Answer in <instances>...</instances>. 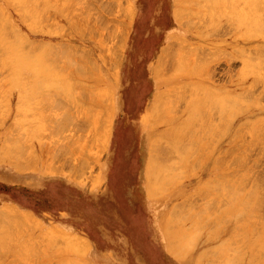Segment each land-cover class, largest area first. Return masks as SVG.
Wrapping results in <instances>:
<instances>
[{"label": "rangeland", "instance_id": "obj_1", "mask_svg": "<svg viewBox=\"0 0 264 264\" xmlns=\"http://www.w3.org/2000/svg\"><path fill=\"white\" fill-rule=\"evenodd\" d=\"M263 1L0 0V264H264Z\"/></svg>", "mask_w": 264, "mask_h": 264}, {"label": "bare ground", "instance_id": "obj_2", "mask_svg": "<svg viewBox=\"0 0 264 264\" xmlns=\"http://www.w3.org/2000/svg\"><path fill=\"white\" fill-rule=\"evenodd\" d=\"M226 1H227V0H226ZM259 1H260V0H259ZM261 1H262V0H261ZM188 2H191V1H188ZM237 2H239V1H236V4H237ZM240 2H241V0H240ZM249 2H250V1H249ZM249 2H248V3H249ZM263 2H264V1H263ZM195 3H196V2H195ZM222 3H223V2H222ZM224 3H226V2H224ZM253 3H254V5H255V3H257V2L254 1ZM208 4H209V3H208ZM214 4H215V3H214ZM220 4H221V3H220ZM220 4H219V5H220ZM250 4L252 5V2H250ZM196 5H197V4H196ZM199 5H200V4H199ZM199 5H198L197 7H199ZM205 5H206V4H204L203 6H205ZM221 5H222V4H221ZM233 5H234V4H233ZM246 5H247V4H246ZM261 5H263V4H261ZM261 5H259V7H260ZM203 6H202V8H203ZM207 6H208V5H207ZM223 6H225V5H223ZM227 6H229V5H227ZM244 6H245V4H244ZM247 6H248V5H247ZM200 7H201V6H200ZM205 7H206V6H205ZM212 7H213V5H212ZM220 7H221V6H220ZM234 7H236V6H233V8H234ZM245 7H246V6H245ZM248 7H249V6H248ZM261 7H264V6H261ZM194 8H195V7H194ZM243 8H244V7H243ZM131 9H132V8H131ZM176 9H177V8H176ZM179 9H180V8H179ZM207 9H208V8H207ZM240 9H241V7H240ZM246 9H247V8H246ZM253 9H254V7H253ZM260 9H261V8H260ZM262 9H264V8H262ZM221 10H222V9H221ZM256 10H257V8H256ZM182 11H183V10H182ZM197 11H198V10H197ZM211 11H212V10H211ZM211 11H210V12H211ZM215 11H216V10H215ZM217 11H218V9H217ZM127 12H128V11H127ZM131 12L133 13V11H131ZM177 12H178V11H177ZM203 12H204V11H203ZM207 12H208V11H207ZM207 12H206V13H207ZM212 12H213V11H212ZM247 12H249L248 9H247ZM125 13H126V11H125ZM182 13H183V12H182ZM182 13H181L180 15H183ZM198 13H199V12H198ZM206 13H205V14H206ZM241 13H242V12H241ZM249 13H250V12H249ZM175 14H176V12H175ZM199 14H200V13H199ZM203 14H204V13H203ZM129 15L133 16V14H131V13H130ZM261 15H262V14H261ZM261 15H260V16H261ZM176 16L179 17V15H177V14H176ZM263 16H264V15H263ZM180 17H181V16H180ZM185 17H186V16H185ZM206 17H207V16H206ZM208 17H209V16H208ZM130 18H131V17H130ZM200 18H201V17H200ZM200 18H199V19H200ZM204 18H205V17H204ZM204 18L202 17L201 19H204ZM258 18H259V17H258ZM262 18H263V17H262ZM189 19H190V17H189ZM187 21H188V20H187ZM204 21H205V20H204ZM191 22H193V21L191 20ZM193 23H194V22H193ZM195 23H197V22H195ZM200 23H201V22H200ZM201 24H203V23H201ZM254 24H256V23H254ZM258 24H259V23H258ZM258 24H256V25H258ZM262 24H263V23H262ZM262 24H260V25L262 26ZM193 25H194V24H193ZM199 25H200V24H199ZM199 25H198L197 27H200ZM263 25H264V24H263ZM258 27H259V25H258ZM224 29H226V28L224 27ZM245 29H246V28H245ZM219 30H220V29H219ZM222 30H223V29H222ZM258 32H259V31H258ZM226 33H227V32H226ZM228 33H229V32H228ZM262 33H263V31H262ZM5 34H6V33H5ZM114 34H115V33H114ZM215 35H216V34H215ZM218 35H219V34H218ZM263 37H264V36H263ZM262 42H263V41H262ZM173 43H174V42H173ZM173 43H172V45H173ZM175 43H176V41H175ZM18 44H19V43H18ZM20 45H21V44H20ZM169 45H170V44H169ZM178 45L180 46V44H178ZM181 45H182V44H181ZM186 46H187V45H186ZM118 47H119V46H118ZM118 47H117V48H118ZM170 47H171V45H170ZM177 47H178V46H177ZM184 47H185V46H184ZM184 47H183V48H184ZM113 48H114V46H113ZM173 48H174V47H173ZM179 48H181V46H180ZM187 48H188V47H187ZM187 48L184 49V50H187ZM192 48H193V47H192ZM194 48H195V47H194ZM258 48H259V47H258ZM258 48H256V49L259 51L260 49H258ZM162 49H163V48H162ZM167 49H168V48H165V50H167ZM171 49H172V47H171ZM171 49H169V51H172ZM190 49H191V48H190ZM112 50H113V49H112ZM114 50H115V49H114ZM114 50H113V51H114ZM116 50H117V49H116ZM119 50H120V49H119ZM163 50H164V49H163ZM165 50L162 51V52H164V55L166 54L165 52H169V51H165ZM180 50H181V49H180ZM184 50H183V52H184ZM196 50H197V48H196ZM196 50H194V51H196ZM243 50H245V49H243ZM117 51H118V50H117ZM181 51H182V50H181ZM188 51H189V50H188ZM190 51H191V50H190ZM190 51H189V54H190ZM192 51H193V50H192ZM192 51H191V52H192ZM194 51H193V52H194ZM114 52L116 53V51H114ZM114 52H113V53H114ZM185 52H186V51H185ZM193 52H192V53H193ZM197 52H198V51L194 52V54L197 53ZM260 52H261V51H260ZM111 53H112V51H111ZM170 53H171V52H169V54H170ZM192 53H191V54H192ZM242 53H243V52H242ZM117 54H118V53H117ZM162 54H163V53H162ZM175 54H176V53H175ZM186 54H188V52H187ZM189 54H188V55H189ZM263 54H264V53H263ZM5 55H6V54H5ZM167 55H168V54H167ZM171 55H172V54H171ZM171 55H170V56H171ZM168 56H169V55H168ZM168 56H165V58L167 59ZM175 57H178V56H175ZM170 58H171V57H170ZM172 58H173V57H172ZM172 58H171V59H172ZM180 58H181V60H182V57H180ZM258 58H259V57H258ZM175 59H176V61H177V62H176V61H175V62L178 64V58H175ZM158 60H159V59H158ZM172 60H173V59H172ZM183 60H184V59H183ZM185 60H187V59H185ZM194 60H195V58H194ZM229 60H230V59L228 58V61H229ZM259 60H260V58H259ZM160 61H161V60H160ZM160 61H159V63L161 64L162 61H161V62H160ZM195 61H196V60H195ZM205 61H206V60H205ZM263 61H264V60H263ZM172 62H173V61H172ZM175 62H174V63H175ZM186 62H187V61H186ZM189 62H190V61H189ZM189 62H187V65H188ZM249 62H250V61H249ZM166 63H167V62H166ZM169 63H170V62L167 63V64H168V67L171 65V64L169 65ZM195 63H196V62H195ZM258 63H260V62H258ZM160 64H158L159 66H157V67L161 68V67H160ZM167 64H166V65H167ZM180 64H181V62H180ZM200 64H201V62H200ZM207 64H208V63H207ZM260 64H261V63H260ZM166 65H165V67H166ZM182 65H184V64H182ZM187 65H186V66L184 65V66L187 67ZM194 65H195V64H194ZM201 65H202V64H201ZM171 66H172V65H171ZM176 66H177V65H176ZM179 66H180V65H179ZM198 66H199V65H198ZM202 66H203V65H202ZM245 66H246V65H245ZM248 66H249V64H248ZM93 67H94L93 69L96 70V67H95L94 65H93ZM157 67H156V68H157ZM193 67H194V66H193ZM203 67H204V66H203ZM257 67H258V66H257ZM259 67H260V66H259ZM259 67H258V68H259ZM166 68H167V67H166ZM166 68H165V69H166ZM199 68H200V67H199ZM169 69H170V67L168 68V70H169ZM191 69H193L192 66H191L190 70H191ZM155 70H158V71H159L160 69L157 68V69H155ZM96 71H97V70H96ZM208 72H209V71H208ZM227 72H228V71H227ZM260 72L262 73V71H260ZM154 73H155V71H154ZM159 73H160V72H159ZM211 73H212V72H211ZM211 73H210V74H211ZM155 74H156V73H155ZM155 74H154V75H155ZM203 75H204V74H203ZM209 76H210V75H209ZM211 76L213 77L212 74H211ZM197 79H198V78H197ZM199 80H200V79H199ZM213 80H214V79H213ZM172 89H173V88H172ZM176 90H177V89H176ZM192 90H193V89H192ZM194 90H196V89H194ZM173 91H174V90H173ZM190 91H191V88H190ZM171 92H172V91H171ZM171 92H170V94H168V95L171 96V94H172ZM174 92H175V91H174ZM174 92H173V93H174ZM193 92H194V91H193ZM197 92L199 93V90H197L196 93L194 92L195 95L198 94ZM178 93H179V92H178ZM190 94H191V93H190ZM190 94H189V95H190ZM157 95H158V94H157ZM163 95L165 96V94H163ZM189 95H188V96H189ZM191 95L193 96L194 94L192 93ZM195 95H194V96H195ZM198 95H199V94H198ZM158 96H159V95H158ZM164 96H162V97H163L162 99H164ZM170 96H169V97H170ZM172 96H173V95H172ZM176 96H177V95H176ZM166 97H167V96H166ZM177 97H178V96H177ZM170 98H171V97H170ZM174 98H175V97H174ZM174 98H173V100H177V99H178V98H177V99H174ZM183 98H184V97H183ZM191 98H192V97H191ZM154 99H155V101H156V100H157V97L155 96ZM168 99H169V98H168ZM181 99H182V98H181ZM228 99H229V98H228ZM166 100H167V99H165V101H166ZM173 100H171V101H173ZM190 100H191V99H190ZM226 100H227V99H226ZM231 100H232V99H231ZM235 100H236V99H235ZM159 101H160V100H159ZM159 101H157V102H159ZM171 101H170V102H171ZM179 101H181V100L179 99ZM179 101L177 100V102H179ZM153 102H154V101H153ZM160 102H161V101H160ZM168 102H169V101H167V103H168ZM154 103H155V102H154ZM154 103H152V104H154ZM180 103H181V102H180ZM205 103H206V102H205ZM236 103H237V102H236ZM236 103H235V104H236ZM158 104H160V103H158ZM165 104H166V103H165ZM171 104H173V103H171ZM174 104H175V103H174ZM184 104H185V102L183 103V106H184ZM206 104H207V103H206ZM156 105H157V103H156ZM226 105H227V104H226ZM226 105H225V106H226ZM165 106H166V105H165ZM165 106H164V107H165ZM169 106H171L170 103H169ZM176 106H177V105H176ZM176 106L174 105V107H176ZM179 106H180V105H179ZM216 106H217V105H216ZM232 106L234 107V106H236V105H232ZM232 106H230V108H231ZM159 107H162V105H160ZM164 107H163V108H164ZM204 107H205V106H204ZM210 107H212V106H210ZM210 107H209V108H210ZM151 108H153V107H151ZM172 108H173L172 106L169 108V109H170V112L173 111ZM173 109H174V108H173ZM206 109H207V108H206ZM232 109H233V108H232ZM154 110H155V109H154ZM176 110H178V106H177V109H176ZM221 110H222V109H221ZM227 110H228V109H227ZM199 111H200V110H199ZM210 111H211V108H210ZM213 111H214V110H213ZM213 111H212V112H213ZM218 111H219V110H218ZM218 111H217V112H218ZM229 111H230V110H229ZM173 112H174V111H173ZM204 112H205V111H204ZM223 113H224V112H223ZM233 113H234V112H233ZM172 114H173V113H172ZM221 114H222V113H221ZM204 115H205V114H204ZM212 115H213V114H212ZM222 115H223V114H222ZM208 116H209V115H208ZM213 116H214V115H213ZM218 116H219V115H218ZM209 117H210V116H209ZM219 117H220V116H219ZM223 117H224V115H223ZM223 117H222V118H223ZM229 117H230V116H229ZM205 118H206V117H205ZM225 118H226V117H225ZM209 120L211 121V119H209ZM219 120H221V119H219ZM212 121H213V120H212ZM212 121H211V122H212ZM221 121H223V120H221ZM213 122H214V121H213ZM228 122H229V121H228ZM15 123H16V122H15ZM201 123H202V121H201ZM222 123H223V122H222ZM224 123H225V120H224ZM210 124H211V123H210ZM215 124L217 125L216 122H215ZM263 124H264V123H263ZM14 126H15V125H14ZM51 126H52V125H51ZM54 126H56V125H54ZM60 126H62V125L60 124ZM199 126H200V125H199ZM212 126H213V125H212ZM214 126H215V125H214ZM222 126H224V125H222ZM226 126H227V124H226ZM12 127H13V126H12ZM56 127H57V126H56ZM63 127H64V125H63ZM66 127H67V126H66ZM183 127H185V126H183ZM227 127H228V126H227ZM57 128H59L60 131H61V130L63 131L62 128H61V129H60V127H57ZM67 128H68V127H67ZM67 128H66V129H67ZM179 128H180V127H179ZM209 128H210V127H209ZM52 129H53V127H52ZM52 129H51V130H52ZM54 129H56V128H54ZM216 129L219 130V129H221V128H216ZM13 130H15V128H14ZM59 130H58V132H60ZM173 130H174V129H173ZM204 130H205V128H204ZM208 130H209V129H208ZM257 130H258V129H257ZM53 131H55V130H53ZM206 131H207V130H206ZM214 131H215V129H214ZM225 131H227V130H225ZM225 131H224V132H225ZM262 131H263V130H262ZM63 132H64V131H63ZM63 132H62V133H63ZM259 132H260V131H259ZM60 133H61V132H60ZM175 133H176V132H175ZM204 133H205V131H204ZM254 133H255V132H254ZM57 134H58V133H57ZM180 134H181V132H180ZM190 134H191V133H190ZM198 134H199V133H198ZM12 135H13V134H12ZM53 135H54V134H53ZM183 135H184V134H183ZM239 135H240V134H239ZM246 135H247V134H246ZM257 135H258V134H257ZM10 136H11V135H10ZM54 136H55V135H54ZM57 136H58V135H57ZM173 136H174V135H173ZM211 136H212V134H211ZM11 137H12V136H11ZM11 137H9V139H10ZM14 137H15V136H14ZM234 137H235V135H234ZM247 137H248V136H247ZM15 138H16V137H15ZM206 138H207V137H206ZM211 138H212V137H211ZM213 138H214V137H213ZM251 138H252V137H251ZM5 139H6V138H5ZM7 139H8V137H7ZM9 139H8V140H9ZM17 139H18V138H17ZM208 139H209V138H208ZM11 140H12V142H13L14 138H11ZM202 140H203V139H202ZM209 140H210V139H209ZM240 140H241V139H240ZM255 140H256V139H254V141H255ZM187 141H188V140H187ZM257 142H258V141H256V143H257ZM15 143H16V142H15ZM20 143H22V142H20ZM163 143H164V142L162 141V144H163ZM181 143H182V142H181ZM258 143H259V142H258ZM22 144H23V143H22ZM73 144H74V143H73ZM158 144H159V143H158ZM164 144H165V143H164ZM186 144H187V143H186ZM186 144H185V145H186ZM189 144H190V143H189ZM192 144H193V143H192V141H191V145H192ZM68 145H69V143H68ZM197 145H198V144H197ZM249 145H250V144H249ZM251 145H252V144H251ZM21 146H22V145H21ZM23 146H25V145H23ZM164 146H165V145H164ZM164 146H163V147H164ZM170 146H171V145H170ZM188 146H189V145H188ZM195 146H196V145L194 144V148H195ZM19 147H20V145H19ZM19 147H18V148H19ZM69 147L71 148L70 145H69ZM163 147H162V148H163ZM165 147L168 148V146H165ZM210 147H211V146H210ZM253 147H254V146H253ZM253 147H252V148H253ZM257 147H258V146H257ZM257 147L255 146V148H257ZM3 148H5V147H3ZM21 148H22V147H21ZM21 148H20V149H21ZM75 148H76V147H74V149H75ZM171 148H172V147H171ZM171 148H170V149H171ZM181 148H182V147H181ZM190 148H191V147H190ZM212 148H213V147H211V149H212ZM16 149H17V148H16ZM20 149H19V150H20ZM72 149H73V148H72ZM76 149H77V148H76ZM172 149H173V148H172ZM182 149H183V148H182ZM191 149L194 150L193 148H191ZM195 149H197V148H195ZM253 149H254V148H253ZM1 150H2V149H1ZM17 150H18V149H17ZM24 150H25V149H24ZM24 150H23V152L26 153L25 151H27V150H25V151H24ZM163 150H164V149H163ZM168 150H169V148H168ZM203 150H204V149H203ZM249 150H250V149H249ZM54 151H56V150L54 149ZM149 151H150V150H149ZM155 151H156V150H155ZM157 151H158V150H157ZM169 151H172V150H169ZM169 151H165V153H166V152L168 153ZM173 151H174V149H173ZM173 151H172V152H173ZM178 151H179V150H177V152H178ZM184 151H185V150L183 149V153H182V154H184V153L186 152V151H185V152H184ZM257 151H258V150H257ZM259 151H260V150H259ZM259 151H258V152H259ZM1 152H2V151H1ZM20 152H22V151H20ZM23 152H22V154H24ZM28 152H29V151H28ZM67 152H68V151H67ZM76 152H77V151H76ZM158 152H159V151H158ZM158 152H157V153H158ZM160 152H161V151H160ZM205 152H206V151H205ZM247 152H248V151H247ZM29 153H30V152H29ZM29 153H28V154H29ZM55 153H57V151H56ZM55 153H54V155H56ZM62 153L64 154V152H62ZM151 153H152V152H151ZM155 153H156V152H155ZM170 153H171V152H170ZM179 153H181V152L179 151ZM259 153H260V152H259ZM2 154H3V152H2ZM8 154H9V152H8ZM158 154H162V153H158ZM172 154H173V153H172ZM175 154H176V153H175ZM193 154H194V153H193ZM248 154H249V152H248ZM260 154H261V153H260ZM260 154H259V155H260ZM9 155H10V154H9ZM25 155H26V154H25ZM52 155H53V154H52ZM57 155H59V154H57ZM57 155H56V156H57ZM66 155H67V154H66ZM202 155H203V154H202ZM259 155H258V156H259ZM2 156H3V155H2ZM11 156H12V155H11ZM203 156H204V155H203ZM250 156H252V155H250ZM258 156H257V157H258ZM176 157L178 158L179 156H177V154H176ZM255 157H256V155H255ZM261 157H262V156H261ZM20 158H21V157H20ZM148 158L150 159L151 157H148ZM152 158H153V157H152ZM160 158H161V157H160ZM179 158H180V157H179ZM16 159H17V158H16ZM25 159H27V156H26ZM164 159H165V158H164ZM180 159H181V158H180ZM180 159H179V160H180ZM192 159H194V158H192ZM235 159H237V157H236ZM235 159H234V160H235ZM256 159H258V158H256ZM259 159H261V158L259 157ZM30 160H32V159H30ZM159 160H160V159H159ZM159 160H158V161H159ZM162 160H163V159H162ZM162 160H160L161 163L158 162V163H159V166H160V164H162V163L164 162V161L162 162ZM174 160H177V159L175 158ZM179 160H178V161H179ZM213 160H214V159H213ZM239 160H240V158H238V159L235 160V161L237 162V161H239ZM241 160H242V159H241ZM241 160H240V161H241ZM247 160H248V159H247ZM4 161H5V160H4ZM18 161L20 162V160H18ZM22 161H23V160H22ZM171 161L173 162L172 164H174V161H173V160H171ZM171 161H170V162H171ZM198 161H199V160H198ZM235 161H233V163H234L235 165L238 164V163H235ZM259 161H261V160H259ZM147 162H148V161H147ZM175 162H176V161H175ZM179 162H180V161H179ZM179 162H177V163L179 164ZM213 162H214V161H213ZM241 162H242V161H241ZM241 162H240V163H241ZM243 162H244V161H243ZM243 162H242V163H243ZM257 162H258V161H257ZM29 163H30V162H29ZM148 163H149V162H148ZM148 163H147V164H148ZM156 163H157V162H156ZM165 163H166V162H164V165H165ZM216 163H217V162H216ZM233 163H232V164H233ZM251 163H252V162H251ZM253 163H254V162H253ZM255 163H256V161H255ZM12 164H13V163H12ZM19 164H20V163H19ZM31 164H32V163H31ZM150 164H151V162L149 163L148 166H150ZM166 164H167V165H165V167L168 166L167 168H169L170 165H171V164L168 165V162H167ZM175 164H176V163H175ZM199 164H200V162H199ZM199 164H198V165H199ZM217 164H218V163H217ZM232 164H231V165H232ZM234 164H233V165H234ZM247 164H248V163H247ZM24 165H25V163H24ZM176 165H177V164H176ZM242 165H243V164H241L239 167H241ZM244 165H245V164H244ZM244 165H243V166H244ZM153 166H154V165H153ZM155 166H158V165H155ZM177 166H179V165H177ZM195 166H197V165L195 164ZM210 166H211V165H210ZM251 166H252V165H251ZM251 166H249V167H251ZM253 166H255V165H253ZM259 166L261 167V165H259ZM259 166H258V167H259ZM25 167L27 168V166H25ZM162 167H163V166H162ZM171 167H172V166H171ZM173 167H174V166H173ZM231 167H232V166H231ZM233 167H234V166H233ZM237 167H238V166H237ZM249 167H248V168H249ZM21 168H22V167H21ZM28 168H29V167H28ZM50 168H51V167H50ZM152 168H153V167H152ZM159 168L161 169V167H159ZM167 168H166V169H167ZM235 168H236V167H235ZM243 168H244V167H243ZM51 169H53V167H52ZM146 169H148V168H146ZM160 169H159V170H160ZM172 169H173V168H172ZM176 169H177V168H176ZM237 169H238V168H237ZM151 170H152V169H151ZM164 170H165V169H164ZM178 170H179V169H177V172H178ZM245 170H247V169H245ZM248 170H249V169H248ZM250 170H252V168H250ZM161 171H162V173H161ZM161 171H159V172H160L161 174H163V170H162V169H161ZM166 171H167V170H166ZM235 171H237V170H235ZM147 172H148V171H147ZM147 172H146V173H147ZM157 172H158V171H157ZM177 172L175 171V174H177ZM240 172H241V171H240ZM246 172H247V171H246ZM178 173H179V172H178ZM261 173H262V169H261ZM148 174H149V173H148ZM166 174H168V173L166 172ZM166 174H165V175H166ZM175 174H174V175H175ZM179 174H180V173H179ZM237 174H239V173L237 172ZM244 174H245V173H244ZM247 174H248V173H247ZM251 174H252V173H251ZM226 175H227V174H226ZM230 175H231V173H230ZM233 175H235V174H233ZM254 175H257V174H254ZM254 175H253V176H254ZM259 175H260V174L258 173V176H259ZM263 175H264V172H263ZM167 176H169V175H167ZM170 176H171V173H170ZM231 176H232V175H231ZM250 176H251V175H250ZM253 176H252V177H253ZM154 177H155V176H154ZM162 177H163V176H162ZM225 177H226V176H225ZM236 177H238V176H236ZM241 177H242V176H241ZM252 177H251V178H252ZM255 177H256V176H255ZM263 177H264V176H263ZM263 177H262V179H263ZM147 178H148V176H147ZM159 178H161V177H159ZM177 178H178V177H177ZM242 178H245V176L243 175ZM249 178H250V177H249ZM249 178H248V179H249ZM256 178L258 179V177H256ZM256 178H255V179L253 178V179L256 180ZM153 179H154V178H153ZM157 179H158V178H157ZM163 179H164V178H163ZM224 179H226V178H224ZM237 179H238V178H237ZM253 179H251V181H252ZM155 180H156V179H155ZM254 180H253L252 183H251L252 186H253V182H255ZM260 180H261V179H260ZM157 181H159V180H157ZM160 181H161V179H160ZM160 181H159V182H160ZM165 181H166V180H165ZM165 181H164V182H165ZM248 181H249V180H248ZM262 181H263V180H262ZM152 182H153V180H152ZM166 182H167V181H166ZM173 182H174V181H173ZM221 182H222V181H221ZM244 182H245V184L247 183V181H243V182H241V184H240L239 187H241V185L244 186V185H243ZM155 183H156V182H155ZM234 183H235V182H234ZM242 183H243V184H242ZM263 183H264V182H263ZM148 184H149V183H148ZM164 184H165V183H164ZM221 184H222V183H221ZM166 185H167V184H166ZM197 185H198V184H197ZM224 185H225V184H224ZM224 185H222V187H223ZM213 186H217V185H213ZM225 186L230 188V185H227V184H226ZM245 186H247V185H245ZM245 186H244V187H245ZM249 186H250V185H249ZM161 187H162V186H161ZM171 187H172V186H171ZM236 187H238V186H236ZM244 187H243V189H241L242 191L244 190ZM212 188H213V187H212ZM212 188H211V189H212ZM217 188H218V187H217ZM217 188H215V189H217ZM224 188H225V187H224ZM245 188H246V187H245ZM249 188H250V187H249ZM253 188H254V187H253ZM261 188H263V187H261V185H259V187H255V189H252V187H251L250 189H252V190H249V191H251L254 195L257 193V194H256L257 196L255 195V200H258L260 203L262 202V199H259V197L261 196V195H259V193L261 194ZM219 189L221 190V188H219ZM226 189H228V188H226ZM226 189H225V190H226ZM231 189L233 190V188H231ZM231 189H230V190H231ZM258 189H259L260 192L258 191ZM156 190H157V189H156ZM236 190H237V189H236ZM236 190H235V191H236ZM254 190H255V191H254ZM239 191H240V190H239ZM239 191H237V192H239ZM246 191H247V190H246ZM251 192H248V193H250L249 196H253ZM215 193H216V192H215ZM262 193H263V191H262ZM217 194H218V193H217ZM234 194H237V193L235 192V193H233V195H234ZM258 195H259V197H258ZM249 196H248V197H249ZM227 197H228V196H227ZM231 197H233V196H231ZM263 197H264V196H263ZM201 198H202V197H201ZM253 198H254V197H253ZM261 198H262V196H261ZM197 199H198V198H197ZM233 199H234V197H233ZM249 199H251V198H249ZM263 199H264V198H263ZM223 200H224V198H223ZM223 200H222V201H223ZM231 200H232V199H231ZM255 200H254V201H255ZM260 200H261V201H260ZM200 201H201V200H200ZM246 201H247V200H246ZM258 201H256L255 203L253 202V204H254V205H255V204H256V205H257V204L260 205V203H259ZM250 202H251V201H250ZM257 202H258V203H257ZM263 202H264V201H263ZM263 202H262V203H263ZM206 203H210L211 206H212V203H213V205H214V204H217V203H215V202H212V203H211V200H210L209 202L206 201ZM206 203H205V205H206ZM241 203H242V202H241ZM241 203H240L239 205H242ZM243 203H244V202H243ZM245 203H246V202H245ZM245 203H244V204H245ZM247 203H248V202H247ZM247 203H246V204H247ZM251 204H252V202H251ZM208 205H209V204H208ZM219 205H220V202H219ZM223 205H227V204H223ZM229 205H231V204H229ZM259 205H257V206H259ZM199 206H200V205H199ZM203 206H204V204H203ZM250 206H251V205H250ZM260 206H261V205H260ZM260 206H259V207H260ZM244 207L248 208V204H247V206H244ZM9 208H10V207H9ZM11 208H12V206H11ZM201 208H202V207H201ZM201 208H200V209H201ZM246 208H245V209H246ZM261 208H262V207H261ZM241 209H242V208H241ZM249 209H251V208H249ZM262 209H263V208H262ZM15 210H16V208H15ZM251 210H252V209H251ZM260 210H261V209H260ZM8 211H9V210H8ZM257 211H258V210H257ZM262 211H263V210H262ZM3 212H4V211H3ZM11 212H12V211H11ZM250 212H251V211H250ZM5 213H6V212H5ZM7 213H8V212H7ZM7 213H6V214H7ZM204 213H205V212H204ZM18 214H19V213H18ZM251 214H252V213H251ZM254 214H255V212L253 213V215H254ZM256 214H257V213H256ZM26 215H27V214H26ZM215 215H216V214H215ZM257 215H258V214H257ZM13 216H14V214H13ZM17 216H18V215H17ZM17 216H16V217H17ZM21 216H22V215H20V217H21ZM210 216H211V215H210ZM210 216H209V217H210ZM28 217H29V216H28ZM197 217H199V216H197ZM250 217H251V216H250ZM250 217H249V220L252 221V219H250ZM258 217H259V216H258ZM260 217H261V216H260ZM10 218H11V216H10ZM191 218H192V217H191ZM194 218H195V217H194ZM199 218H200V217H199ZM199 218H198V219H199ZM207 218H208V217H207ZM5 219H6V218H5ZM177 219H178V218H177ZM253 219H255V217H253ZM261 219H263V218H261ZM261 219H260V220H261ZM6 220L9 221L8 217H7ZM6 220H5V222H6ZM11 220H13V219L11 218ZM20 220H21V219H20ZM20 220H19V221H20ZM194 220H195V219H194ZM255 220H256V219H255ZM260 220H259V221H260ZM8 221H7V222H8ZM30 221H31V220H30ZM172 221H173V220H172ZM205 221H206V220H205ZM215 221H216V220H215ZM253 221H254V220H253ZM192 222H193V221H192ZM212 222H213V221H212ZM256 222H257V221H256ZM19 223H20V222H19ZM183 223H184V222H183ZM208 223H209V222H208ZM208 223H207V225H208ZM248 223H249V222H248ZM258 223H259V222H258ZM261 223H262V222H261ZM192 224H193V223H192ZM195 224H196V223H195ZM204 224H205V223H204ZM212 224H214V222H213ZM259 224H260V223H259ZM259 224H258V226H259ZM14 225H15V224H14ZM17 225H18V224H17ZM19 225H20V224H19ZM19 225H18V226H19ZM198 225H199V223H198ZM201 225H202V224H201ZM207 225H206V226H207ZM18 226H17V227H18ZM212 226H213V225H212ZM254 226H255V225H254ZM0 227H2V226L0 225ZM20 227H21V226H20ZM198 227H200V226H198ZM204 227H205V225H204ZM202 228H203V227H202ZM198 229H201V228H198ZM0 230H1V229H0ZM3 230H4V229H3ZM10 230H11V229H10ZM176 230H177V229H176ZM212 230H213V229H212ZM262 230H263V229H262ZM1 231H2V230H1ZM5 231H6V230H5ZM12 231H13V230H12ZM254 231H257V230H254ZM8 232H9V231H8ZM14 232H15V231H14ZM215 232H216V231H215ZM1 233H2V232H1ZM9 233H11V232H9ZM199 233H200V232H199ZM6 235H7V234H6ZM12 235H13V234H12ZM196 235H197V234H196ZM199 235H200V234H199ZM170 236H171V235H170ZM3 237H4V236H3ZM11 238H12V236H11ZM14 238H15V237H14ZM5 239H6V238H5ZM56 239H57V238H56ZM184 240H185V239H184ZM187 240H188V239H187ZM60 241H61V240H60ZM83 241H84V240H83ZM83 241H82V242H83ZM17 242H18V241H17ZM86 242H87V241H86ZM188 242H189V241H188ZM188 242H187V243H188ZM76 243H77V242H76ZM190 244H192V243H190ZM78 245H80V244H78ZM43 246H44V245H43ZM40 247H41V246H40ZM190 247H191V246H190ZM36 248H37V247H36ZM42 248H43V247H42ZM48 250H49V249H48ZM11 255H12V254H11ZM45 255H47V254H45ZM204 256H205V255H204ZM15 257H16V256H15ZM20 257H21V256H20ZM203 258H204V257H203ZM211 262H213V261L205 262V263H211ZM226 262H227V261H226ZM229 262L231 263L232 261L229 260ZM229 262H228V263H229ZM228 263H225V264H228ZM230 263H229V264H230ZM232 263H233V262H232Z\"/></svg>", "mask_w": 264, "mask_h": 264}]
</instances>
